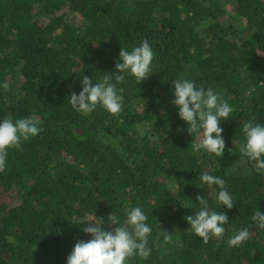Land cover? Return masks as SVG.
I'll return each mask as SVG.
<instances>
[{
	"label": "trees",
	"instance_id": "trees-1",
	"mask_svg": "<svg viewBox=\"0 0 264 264\" xmlns=\"http://www.w3.org/2000/svg\"><path fill=\"white\" fill-rule=\"evenodd\" d=\"M143 40L154 72L119 85V114L71 107L83 75L95 83L115 70L121 47ZM177 77L233 106L220 121L222 157L192 150L200 137L170 103ZM4 79L0 117L37 115L41 131L10 148L0 170V264H66L75 242L89 238L73 223L94 214L108 227L107 214L122 217L130 205L153 228L151 255L130 264H264V229L251 221L257 207L264 212V175L239 154L242 123L264 122V0H0ZM201 171L225 179L231 209L217 208ZM198 193L229 219L208 242L192 234L185 217L195 209L180 202L195 204ZM242 227L249 239L230 248Z\"/></svg>",
	"mask_w": 264,
	"mask_h": 264
},
{
	"label": "clouds",
	"instance_id": "clouds-1",
	"mask_svg": "<svg viewBox=\"0 0 264 264\" xmlns=\"http://www.w3.org/2000/svg\"><path fill=\"white\" fill-rule=\"evenodd\" d=\"M154 51L147 40L140 41L128 47H121L115 70L104 73L93 82L91 76L83 75L82 88L70 95L71 107L82 114H90L99 106L112 115L119 114L124 104V88L120 87L126 77H134L141 83L153 73ZM10 87L8 79L0 81V90ZM170 103L177 108L180 119L187 122V130L200 137L198 142L192 143V150H203L208 154L222 157L225 152V140L222 136V119L230 118L233 106L212 87L205 88L187 77L171 79ZM41 120L37 115L0 117V170L6 166L8 150L20 148L22 141L36 136L41 131ZM241 132L243 142L239 146V154L246 157L257 174L264 175V122L249 119L242 123ZM201 186H215L213 199L218 209H231L234 204L233 193L226 187L223 177L213 175L208 171L199 173ZM193 201V200H192ZM195 209L194 214L186 215L192 234L202 238L204 242L215 236L221 237L229 223L228 215L224 211L216 210L209 199L197 194L195 204L184 205ZM198 205V207L196 206ZM148 214L140 205L128 206L121 215L113 211L105 217L93 214L91 218L77 221L82 231L89 234L88 239H79L73 245L66 258V264H130V258H148L152 248L149 239L153 232L148 222ZM251 221L260 229H264V212L258 207L251 215ZM87 222V223H85ZM114 226V227H113ZM250 237L249 227H242L231 235L228 246L238 247ZM171 237L163 235L165 241Z\"/></svg>",
	"mask_w": 264,
	"mask_h": 264
}]
</instances>
